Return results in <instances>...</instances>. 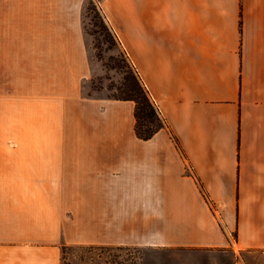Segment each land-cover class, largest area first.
I'll return each mask as SVG.
<instances>
[{"label":"crops","instance_id":"obj_1","mask_svg":"<svg viewBox=\"0 0 264 264\" xmlns=\"http://www.w3.org/2000/svg\"><path fill=\"white\" fill-rule=\"evenodd\" d=\"M87 1L0 0V264H264V0H102L149 139L133 100L85 93Z\"/></svg>","mask_w":264,"mask_h":264},{"label":"rangeland","instance_id":"obj_2","mask_svg":"<svg viewBox=\"0 0 264 264\" xmlns=\"http://www.w3.org/2000/svg\"><path fill=\"white\" fill-rule=\"evenodd\" d=\"M84 26L92 64L85 93L99 98L143 95L139 73L119 44L103 12L102 0L87 1ZM150 100L154 110L144 105L145 110L156 124L165 126L157 105ZM62 264H140V251L135 247L72 245L63 248Z\"/></svg>","mask_w":264,"mask_h":264},{"label":"trees","instance_id":"obj_3","mask_svg":"<svg viewBox=\"0 0 264 264\" xmlns=\"http://www.w3.org/2000/svg\"><path fill=\"white\" fill-rule=\"evenodd\" d=\"M141 90L143 92V95H136V96L126 95L118 99H128V100H133L135 102V117H136L135 131H136V134L139 138L149 139L157 131H159L163 127V125L161 123L156 124L152 114H150V112H147V110H145L144 105L150 106L153 110H154V107L152 104L153 102L150 100L148 96L149 94L147 90L143 86Z\"/></svg>","mask_w":264,"mask_h":264}]
</instances>
